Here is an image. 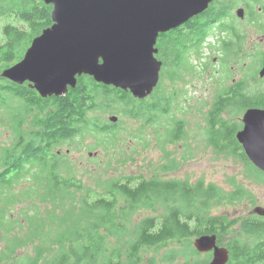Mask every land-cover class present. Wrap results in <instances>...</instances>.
Masks as SVG:
<instances>
[{
	"label": "trees",
	"instance_id": "trees-1",
	"mask_svg": "<svg viewBox=\"0 0 264 264\" xmlns=\"http://www.w3.org/2000/svg\"><path fill=\"white\" fill-rule=\"evenodd\" d=\"M256 1L264 20V1ZM51 8L42 0H0V120L15 138L8 145L0 144V230L2 238L12 242L6 245L11 252L0 256L32 246L33 253L13 258L19 264H156L154 255L144 259L142 251L164 249L160 260L166 264H204L193 239L215 234L228 249L227 264H264V221L216 213L220 206L251 193L232 179L225 189L204 179L127 174L110 176L93 189L74 175L68 159L55 152L65 138L76 137L83 143L93 135L112 141L121 121L105 130L107 121L102 117L110 112L130 119L150 115V122L164 129L162 147L184 139L186 119L169 114L173 104L177 109L179 95L176 90L166 92L163 83L165 79L188 83L190 75L204 78L191 61L193 53L201 56L217 17L230 12L229 3L213 0L203 12L158 36L156 55L163 65L151 104L85 74L64 95L47 97L27 82L3 78L1 71L20 60L31 40L52 23ZM249 13L256 9L249 6ZM232 28L236 36L232 48L229 40L215 50L237 56L244 37L233 21ZM253 54L259 66L249 67L244 77L218 91L205 111L204 129L207 144L219 153L239 156L248 169L245 153L234 146L238 126L223 114L230 107L236 114L248 107L264 108V77H258L264 57L261 51ZM161 115L168 120L160 121ZM166 154L167 161L157 165L158 171L175 170L182 163L171 152ZM253 172L264 179L256 174L264 175L257 168ZM178 258L182 261L175 263Z\"/></svg>",
	"mask_w": 264,
	"mask_h": 264
},
{
	"label": "water",
	"instance_id": "water-1",
	"mask_svg": "<svg viewBox=\"0 0 264 264\" xmlns=\"http://www.w3.org/2000/svg\"><path fill=\"white\" fill-rule=\"evenodd\" d=\"M42 1L52 6V23L31 40L20 60L1 71L3 78L28 82L47 97L64 95L85 74L142 99L159 82L158 36L203 12L213 0ZM236 14L243 17L244 9L238 7ZM258 77H264V63ZM117 119L109 116L112 122ZM242 122L236 138L252 164L264 172V108H246ZM251 213L264 217V206L256 205ZM216 240L215 234L194 238L198 252L213 250L204 264L227 263L228 250Z\"/></svg>",
	"mask_w": 264,
	"mask_h": 264
},
{
	"label": "rangeland",
	"instance_id": "rangeland-1",
	"mask_svg": "<svg viewBox=\"0 0 264 264\" xmlns=\"http://www.w3.org/2000/svg\"><path fill=\"white\" fill-rule=\"evenodd\" d=\"M229 5L232 7V15H234L232 21L244 37L241 42L243 45L241 52L237 56L232 53L223 54L219 60L220 52L215 50L216 48H209L204 58L205 62L199 67L197 62L191 60L195 63L197 71L203 75V79L190 75L188 83L177 81L172 87L168 86L170 84L168 80H164L165 87L163 89L166 92L176 90L179 95L177 104L179 112L173 104L174 110L170 116L173 114L176 116L186 115L184 117L186 119L184 139L162 147L164 132L162 127L156 124V130L151 127L139 132L138 119L124 118L117 112L106 113L102 120L108 122V117L115 114L119 117L118 122L121 121L112 141H109L108 138L100 139L98 136L89 135L83 143L79 142L78 138L71 143L74 145V149L70 150L68 156L76 177L81 178L86 185L93 189L98 188L97 184L110 176L127 174L145 177L157 175L161 178H189L191 181L203 178L205 182L216 183L217 186L225 189L230 188L228 186L230 177H245V172L249 171L246 161L213 150L206 143L204 131L206 126L205 111L210 108L218 91L227 88L231 82H236L244 77L249 67L251 69L259 66V58L253 53L261 51L264 57V20L260 11L261 6L256 0H231ZM249 6L254 7L256 13L250 14ZM238 7L244 9L243 17L236 15ZM3 21L4 18H2V24ZM235 38L236 36L233 34L232 40L235 41ZM226 111H228L226 113H232L233 119L241 117L242 112L236 114L231 107ZM159 120L167 121L168 116L161 115ZM12 134L13 131L0 120V144L8 145ZM60 148L64 152L69 146L66 144ZM166 152H171L172 157L181 158L184 155L187 159L180 163L175 170L158 171L157 165L167 161ZM256 174L264 178V175ZM232 182L234 185H243L251 192L250 195L233 199L230 204L224 207L220 206L221 208L216 213L226 214L230 218H244L251 214L256 205L264 206V179L254 176L253 179H232ZM19 207L18 204L13 207L14 215ZM159 211L163 212V209H159ZM16 217L18 219V216ZM3 240L0 232V244H3ZM31 247L27 253H33ZM164 251V249H159L158 252L153 249H145L142 252L144 259L154 255L156 264H166L160 260ZM13 256L18 258L21 255L0 256V264H19V260ZM181 261L182 259L178 258L175 263Z\"/></svg>",
	"mask_w": 264,
	"mask_h": 264
},
{
	"label": "flooded vegetation",
	"instance_id": "flooded-vegetation-1",
	"mask_svg": "<svg viewBox=\"0 0 264 264\" xmlns=\"http://www.w3.org/2000/svg\"><path fill=\"white\" fill-rule=\"evenodd\" d=\"M229 1H231V0H228L227 2L229 3ZM261 11V13H263V11L262 10H260ZM219 27H221L222 29H220ZM232 7H231V9H230V12H222V14L221 15H219L218 17H217V19H216V22H215V24H214V26H213V29H212V32L209 34V35H211V34H215L216 35V37H218L219 39H218V41L216 42V45H214V47L215 48H220L221 47V45L224 47V45H225V43L227 42V41H231V44H229V46L232 48V35H233V31H232ZM219 51H220V55L218 56V58H219V60H220V58H221V56L223 55V52H222V50L221 49H219ZM222 52V53H221ZM193 61L198 65V67H199V65L200 64H202L201 62H200V58L199 57H197L196 56V54L195 53H193ZM195 63H193L194 64V66H195V69H196V65H195ZM196 70H198V69H196ZM170 82V84L168 85L169 87H172V85L174 84V81H169ZM231 84H232V82H231ZM231 84H229V85H231ZM125 92H129V91H125ZM131 94V93H130ZM153 94H154V91L149 95V96H147V97H145V98H136V97H134L137 101H140V102H145V101H148L150 104L151 103H153V101L155 100V98L153 97ZM174 109H173V107H172V111H173ZM153 114H154V111H153ZM184 117L186 116L185 114H182ZM224 116H226V117H229L230 119H232V120H234V122H235V124L238 126L237 127V129H236V131H235V138H236V132L238 131V130H240L242 127H243V122H242V116H243V112L241 113V117H240V119H233L232 118V113H224L223 114ZM134 119H138V121H139V124H140V127H139V130H144V129H146V128H153V129H155L156 130V127H155V125H156V123L155 122H150V115H148V116H140V117H138V118H134ZM119 120V119H118ZM118 120H117V122H118ZM117 122H107L106 123V128H104L105 130H109L110 129V125L111 124H114V123H117ZM205 124H206V126H207V123H206V121H205ZM186 126V125H185ZM205 126V127H206ZM186 129V128H185ZM205 129V128H204ZM205 131V130H204ZM186 135V134H185ZM206 138V137H205ZM73 140H75L76 139V137H73L72 138ZM15 140V138L11 135V138H10V142L9 143H12L13 141ZM236 140H237V138H236ZM73 141L71 140V139H69V138H65L64 139V143L60 146V147H62L63 145H66V144H68V146H69V148H67V149H65V151L64 152H62L61 151V148L60 147H58V148H56V150H55V152L56 153H58V154H60V155H62L64 158H68V160L69 161H71L70 159H69V156H68V154H69V152H70V150H72V149H74V145H72L71 143H72ZM237 142H238V144H234V146L236 147V148H238V151H239V153H241V152H244V149H243V147H242V145H241V143L237 140ZM206 143H207V140H206ZM208 146H210V147H212L213 148V150H215V148L213 147V146H211V145H209V144H207ZM245 153V152H244ZM229 156H231V157H236V158H238V159H240V157L239 156H235V155H232V154H228ZM246 155V154H245ZM247 157V156H246ZM187 158L183 155L181 158H176V160L177 161H179V162H183V161H185ZM247 159H248V161L250 162V166H249V171L248 172H245V177H234V176H232V177H230L231 179H253L254 178V175L252 174L253 172H252V170H253V168H257V167H255L253 164H252V162L249 160V158L247 157ZM257 170H259L258 168H257ZM260 172H262L261 170H259ZM263 174H264V172H262ZM186 179H188V181H191L189 178H186ZM198 179H203V178H197L196 180H198ZM196 180H194V181H196ZM191 182H193V181H191ZM207 183H210V182H207ZM211 183H213V182H211ZM228 186H229V184H228ZM247 216H253V217H255V219H258V220H262V221H264V217L263 216H258V215H256V214H253V213H251V214H248ZM246 216V217H247ZM1 232V231H0ZM230 236H232V235H230ZM3 242V244L1 243L0 244V253H2V252H11V250H8V249H6V245L7 244H10V243H12V242H9V241H7V240H3L2 241ZM21 243H25V245H29V244H31V242H21ZM216 244H218V246H222V247H225L226 249H227V247L222 243V242H218L217 240H216ZM26 247H21V248H17L15 251H14V254H16V255H22V254H25V253H27L28 252V250H26L25 249ZM228 250V249H227ZM198 252V251H197ZM198 253H200V256H202V257H204L205 258V263H208L211 259H212V256H213V250H210V251H207V252H198ZM228 261H229V258H228ZM228 261H227V263H228ZM226 263V264H227Z\"/></svg>",
	"mask_w": 264,
	"mask_h": 264
},
{
	"label": "bare ground",
	"instance_id": "bare-ground-1",
	"mask_svg": "<svg viewBox=\"0 0 264 264\" xmlns=\"http://www.w3.org/2000/svg\"><path fill=\"white\" fill-rule=\"evenodd\" d=\"M237 15V14H236ZM218 37H216L215 39H214V43H215V45H216V42L218 41ZM212 48H215V47H212Z\"/></svg>",
	"mask_w": 264,
	"mask_h": 264
}]
</instances>
